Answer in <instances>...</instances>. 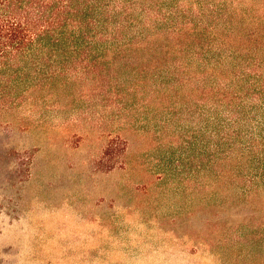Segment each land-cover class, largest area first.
<instances>
[{
	"label": "rangeland",
	"instance_id": "1",
	"mask_svg": "<svg viewBox=\"0 0 264 264\" xmlns=\"http://www.w3.org/2000/svg\"><path fill=\"white\" fill-rule=\"evenodd\" d=\"M158 4L176 24L209 26L186 36L236 38L264 22V0ZM105 99L75 83L53 101L0 113V264H230L205 240L216 242L219 218L231 226L237 188L204 179L188 101L174 109L139 96L123 115L120 99ZM119 135L127 143L101 164Z\"/></svg>",
	"mask_w": 264,
	"mask_h": 264
},
{
	"label": "trees",
	"instance_id": "2",
	"mask_svg": "<svg viewBox=\"0 0 264 264\" xmlns=\"http://www.w3.org/2000/svg\"><path fill=\"white\" fill-rule=\"evenodd\" d=\"M156 3L0 0V113L53 101L75 83L120 99L123 115L139 96L174 109L186 99L204 179L233 182L240 200L231 226L217 218L216 242L205 245L225 263L264 264V22L236 38L186 36L209 26L176 24ZM120 142L109 140L101 164L114 163Z\"/></svg>",
	"mask_w": 264,
	"mask_h": 264
}]
</instances>
